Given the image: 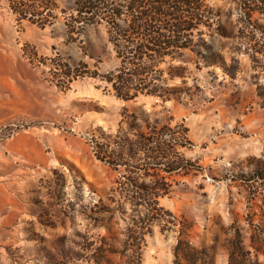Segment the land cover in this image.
<instances>
[{"label": "rangeland", "instance_id": "obj_1", "mask_svg": "<svg viewBox=\"0 0 264 264\" xmlns=\"http://www.w3.org/2000/svg\"><path fill=\"white\" fill-rule=\"evenodd\" d=\"M211 5L233 9L231 17L223 15L228 26L239 17L234 2ZM63 21L59 13L54 25L40 28L19 21L0 0V264H98L89 246L102 239L111 250H122L133 214L138 215L122 195L112 201L111 188L121 175L145 183L167 178L171 191L160 203L191 224L194 245L209 246L206 264H228L225 245L235 222L251 248L248 218L264 213V183L253 186L241 178L264 153V60L255 63L232 51L238 40L206 35L224 54L229 71L184 55L191 60L190 89L182 102L147 95L126 102L91 76L61 90L51 82L50 61L41 57L85 62L89 71L100 73L119 63L103 28H89L77 41L66 42ZM26 43L35 46L38 58L23 54ZM124 107L129 112L122 122ZM145 118L188 127L189 142L179 147L192 164L188 173L146 164L140 169L135 162L117 172L96 158L91 138H137L128 123L143 125ZM177 235L174 225L164 233L152 225L142 264H174ZM259 262L264 264V254ZM99 264H124V258L108 252Z\"/></svg>", "mask_w": 264, "mask_h": 264}, {"label": "trees", "instance_id": "obj_2", "mask_svg": "<svg viewBox=\"0 0 264 264\" xmlns=\"http://www.w3.org/2000/svg\"><path fill=\"white\" fill-rule=\"evenodd\" d=\"M6 1L9 11L19 21L28 20L40 28L54 25L57 15L62 14L66 42L77 41L89 28H103L106 32L119 63L104 73L89 71L85 62L71 64L56 57H41L43 61H50L51 82L61 90L70 89L71 83L79 77L91 76L104 82L115 97L126 102L141 95L182 102L183 95L190 89L187 79L191 60H186L184 55L193 54L204 67L221 66L229 71L224 54L206 35L238 40L232 51L246 53L255 63L264 60V0H223L234 2L240 11L239 17L231 20V26L223 21V15L231 17L233 9L228 12L215 9L211 2L217 0ZM23 54L29 55L31 60L38 58L35 46L29 43L23 46ZM176 61L181 62L176 64ZM175 79H180L182 85L170 84ZM128 112L124 107L122 122L126 121ZM128 125L137 129V138L116 135L112 139L111 135L104 142L91 138L97 159L117 172L121 167L130 169L133 162L140 169L146 164L147 168L168 173L182 170L188 173L192 169L190 160L179 151V147L189 142V129L184 123L160 124L145 118L143 125ZM254 160L251 174L241 178L253 186L258 181L264 183V153ZM123 176H119L111 188L112 201L122 195L138 218L133 214L122 250H111L102 239L104 243L98 246L90 243L92 258L99 264L108 252H117L123 256L124 264H142V249L152 225H157L163 233L174 225L178 228L174 264H206L209 246L194 245L189 238L191 224L160 203L171 191L167 178L163 176L145 183L127 176L124 180ZM249 215L248 223L254 231L251 248L245 244L242 229L235 222L232 236L225 245L228 264H260L259 255L264 254V213Z\"/></svg>", "mask_w": 264, "mask_h": 264}]
</instances>
